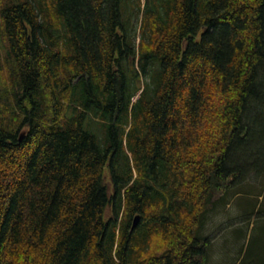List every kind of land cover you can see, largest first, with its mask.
Masks as SVG:
<instances>
[{
  "label": "trees",
  "instance_id": "16d2710c",
  "mask_svg": "<svg viewBox=\"0 0 264 264\" xmlns=\"http://www.w3.org/2000/svg\"><path fill=\"white\" fill-rule=\"evenodd\" d=\"M259 182L264 0H0V264H209Z\"/></svg>",
  "mask_w": 264,
  "mask_h": 264
},
{
  "label": "rangeland",
  "instance_id": "374dc122",
  "mask_svg": "<svg viewBox=\"0 0 264 264\" xmlns=\"http://www.w3.org/2000/svg\"><path fill=\"white\" fill-rule=\"evenodd\" d=\"M136 27L139 30L138 22ZM136 39L139 42V34ZM84 127L97 136L104 135L102 125L90 121V118L85 119ZM106 172H110L109 167ZM243 189H237L241 193L234 195L229 204L220 206L208 217L211 224L207 223L209 228L204 235L212 239L208 249L209 264L264 263V217L253 211L257 200L259 205L264 204V187L257 183L250 190L251 194Z\"/></svg>",
  "mask_w": 264,
  "mask_h": 264
},
{
  "label": "water",
  "instance_id": "95a60500",
  "mask_svg": "<svg viewBox=\"0 0 264 264\" xmlns=\"http://www.w3.org/2000/svg\"><path fill=\"white\" fill-rule=\"evenodd\" d=\"M138 222H139V216H137V217L135 218L134 225L136 226V225L138 224Z\"/></svg>",
  "mask_w": 264,
  "mask_h": 264
}]
</instances>
